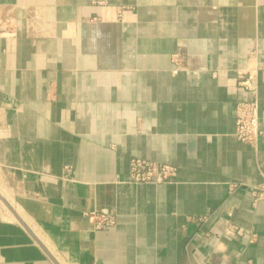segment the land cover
<instances>
[{
  "label": "crops",
  "instance_id": "1",
  "mask_svg": "<svg viewBox=\"0 0 264 264\" xmlns=\"http://www.w3.org/2000/svg\"><path fill=\"white\" fill-rule=\"evenodd\" d=\"M98 1L0 0V264H264V0Z\"/></svg>",
  "mask_w": 264,
  "mask_h": 264
},
{
  "label": "built area",
  "instance_id": "2",
  "mask_svg": "<svg viewBox=\"0 0 264 264\" xmlns=\"http://www.w3.org/2000/svg\"><path fill=\"white\" fill-rule=\"evenodd\" d=\"M99 4H104V0H99ZM124 8H118L119 17L122 16ZM178 66L180 56L176 54L173 60ZM180 67L174 71L178 73ZM217 76V74H214ZM243 78L239 81V86L245 91L255 95L252 101L239 102L236 109V131L235 137L242 143L256 147L259 138L262 134L260 128V108L257 94L259 90V69L258 67H248L241 74ZM178 175V169L169 164H161L147 159L134 158L130 162V178L131 184H171ZM244 184H236L235 187ZM253 195L257 199L264 198V183L253 186ZM97 230L112 228L117 223V218L114 213L93 212L89 214Z\"/></svg>",
  "mask_w": 264,
  "mask_h": 264
},
{
  "label": "water",
  "instance_id": "3",
  "mask_svg": "<svg viewBox=\"0 0 264 264\" xmlns=\"http://www.w3.org/2000/svg\"><path fill=\"white\" fill-rule=\"evenodd\" d=\"M0 198L2 199V201L5 203V201H4V199L1 197V195H0Z\"/></svg>",
  "mask_w": 264,
  "mask_h": 264
}]
</instances>
